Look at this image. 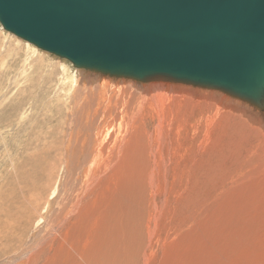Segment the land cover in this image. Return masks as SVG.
I'll use <instances>...</instances> for the list:
<instances>
[{
  "label": "rangeland",
  "instance_id": "rangeland-1",
  "mask_svg": "<svg viewBox=\"0 0 264 264\" xmlns=\"http://www.w3.org/2000/svg\"><path fill=\"white\" fill-rule=\"evenodd\" d=\"M145 83L0 24V264H264V110Z\"/></svg>",
  "mask_w": 264,
  "mask_h": 264
},
{
  "label": "water",
  "instance_id": "water-1",
  "mask_svg": "<svg viewBox=\"0 0 264 264\" xmlns=\"http://www.w3.org/2000/svg\"><path fill=\"white\" fill-rule=\"evenodd\" d=\"M0 24L82 70L264 110V0H0Z\"/></svg>",
  "mask_w": 264,
  "mask_h": 264
},
{
  "label": "bare ground",
  "instance_id": "bare-ground-1",
  "mask_svg": "<svg viewBox=\"0 0 264 264\" xmlns=\"http://www.w3.org/2000/svg\"><path fill=\"white\" fill-rule=\"evenodd\" d=\"M31 45V44H30ZM67 61V60H66ZM74 67V66H73ZM76 68V67H75ZM79 69V68H78ZM143 83H145V82H143ZM165 83H167V82H165V81H163V80H160V79H158V80H154V81H152V82H146L143 86V88L142 89H145V91H154V92H156L157 94H161V93H163V91L164 90H166V87H167V84H165ZM171 83V82H170ZM170 83H169V85H170ZM174 84V83H173ZM173 84L171 83V88H169V89H172V87H173ZM181 85V84H180ZM185 86V85H184ZM177 87V86H176ZM193 87V86H192ZM174 88V87H173ZM185 88V87H184ZM160 89V90H159ZM176 89V88H175ZM175 91V90H174ZM225 95H227V94H225ZM230 97V96H229ZM232 98V97H231ZM221 100H223V101H226V99L225 98H223V97H221L220 98ZM237 101H239V99L237 100ZM239 102H241V101H239ZM234 103H235V101H234ZM246 103V102H245ZM250 106V105H249ZM250 108V107H249ZM250 111H253V110H250ZM245 113H247V112H245ZM262 117V116H261ZM250 118H253L254 120H256V118L255 117H253V116H250ZM262 119V118H261ZM78 192L79 193H81V191L80 190H78ZM91 244V243H90ZM100 247H101V244H100ZM99 249V248H98ZM97 253H98V251H97Z\"/></svg>",
  "mask_w": 264,
  "mask_h": 264
}]
</instances>
